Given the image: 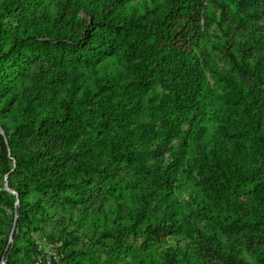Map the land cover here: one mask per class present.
I'll return each mask as SVG.
<instances>
[{"label":"trees","instance_id":"1","mask_svg":"<svg viewBox=\"0 0 264 264\" xmlns=\"http://www.w3.org/2000/svg\"><path fill=\"white\" fill-rule=\"evenodd\" d=\"M34 1L10 0V4L0 10V25L17 10L26 11L34 17L32 21H36L22 37L13 36L7 48L0 49V109L9 104L7 98L12 99L10 94L2 98L6 63L35 53L54 65L32 79L37 89L27 91L20 121L12 131L0 125L9 148L8 151L0 135L2 178L7 175L9 187L19 197L18 228L21 220L27 218V210H22L24 191L20 182H16L20 175L24 186L41 190L45 196L47 189L50 193L54 189L65 193L74 183L69 182L70 179L81 173L107 172L113 163L115 167L126 166L141 177L155 174L153 194L157 188L173 186L182 160L175 156L163 169L150 170L144 157L158 150L149 149V144L156 138L161 139L160 143H169L190 133L197 146L204 190L217 191L219 187L258 180L253 189L255 214L245 224L250 235L264 240V132L258 126L259 114L252 105L251 92L244 93L241 84L226 91L228 114L218 133L206 131L203 116L195 120L192 116L201 110L200 94L205 82V73L195 53L206 21L205 0H144L142 10L134 6L128 8L129 0H55L52 11L31 6ZM83 7L87 9L86 14L80 16ZM89 19L92 22L89 23ZM110 55L116 57L115 62L108 61L106 57ZM242 56V69L249 76L264 81L263 65L259 61H246L245 52ZM82 63L93 67V87H84L87 89L78 95L71 84L65 91L62 115L40 117L38 111L49 107L59 95L58 79H65L63 68L73 69L67 77L72 83L74 78L81 79L76 65ZM157 88L161 91L148 95ZM236 99L245 102L242 108ZM34 121H38L39 131L48 129L54 137L63 140L90 129V137L82 148L84 152L90 149V156L84 161H74L69 160L67 150H58L53 145L31 150L28 144L15 141ZM155 127L156 132H152ZM249 141L257 162L255 167L245 161ZM7 156L15 161V167L6 162ZM0 192L13 194L4 188H0ZM75 193L74 196L78 195L83 201L82 193ZM42 203L43 199L37 204L38 210ZM13 206L14 203L12 209ZM145 216L146 209L141 208L133 219V226ZM174 230L172 222L159 220L146 227L145 234L162 243ZM12 243L7 241L0 252V264L3 258L9 264L16 252ZM236 246L231 242L224 251L230 263L247 264ZM32 248L34 255L30 264L38 253L34 244ZM247 253L253 254L256 264H264L263 253Z\"/></svg>","mask_w":264,"mask_h":264},{"label":"rangeland","instance_id":"2","mask_svg":"<svg viewBox=\"0 0 264 264\" xmlns=\"http://www.w3.org/2000/svg\"><path fill=\"white\" fill-rule=\"evenodd\" d=\"M54 1L35 0L31 6L52 11ZM143 1L129 0L128 8L134 6L142 10ZM9 4L10 0H0V10ZM86 10L83 7L79 15L85 16ZM33 18L26 11L18 10L6 17L0 25V49H6L13 36L20 38L28 32L31 23L36 22L32 21ZM205 20L195 47L205 73L200 94L202 107L192 114L193 119L203 116L206 131L218 133L228 114L226 91L241 84L244 93L252 94V105L259 114L258 126L264 132V81L249 76L242 69V52L246 53V61H259L264 67V0H205ZM106 58L116 60L113 55ZM53 66L35 53L24 54L4 65L2 98L10 94L12 99L7 98L9 104L0 109V125L12 131L20 121L27 91L37 89L32 79ZM76 66V71L82 74L81 79L74 78L71 83L67 77L71 76L73 69L64 67L65 79H58L61 85L59 95L49 107L38 111L40 117L62 115L65 91L71 84L78 95L87 89L84 87H93V67L86 63ZM158 91L161 88L151 90L148 95H155ZM236 100L242 108L245 102ZM29 126L15 137V141L28 144L31 150H43L53 145L58 150H67L69 160L84 161L90 156V149L82 150L90 137V129L63 140L54 137L48 129L39 131L38 121ZM156 130L155 127L151 131ZM160 142V138L153 139L149 149L158 152L144 157L150 170L163 169L175 156L181 157L182 165L173 186L170 189L157 188L153 194L151 188H156L155 174L141 177L132 169L115 167L113 163L107 172L81 173L70 179L69 182L74 183L65 193L56 189L50 193L47 189L45 196L41 190L24 186L20 175L16 182H20L24 191L22 210H27V218L21 220L19 228L15 226L13 242L16 252L9 264H30L34 255L33 244L36 248L46 249L47 244L55 242V252L63 264H232L224 253L231 242L237 245L238 252L241 250L245 263L256 264L253 254L247 251L264 254V240L250 235L245 223L255 214L253 189L258 180L206 191L201 187L203 171L198 166L197 146L191 134L186 133L183 139L169 143ZM249 142L245 161L255 167L257 162L253 157L252 142ZM1 161L0 188H3ZM6 162L15 167V161L9 156ZM75 192L82 193L83 201L78 195L74 196ZM16 198L19 200L18 195L14 197L0 192V252L9 239L11 205ZM41 199L42 207L38 210ZM141 208L146 209V216L134 227L133 219ZM159 220L172 222L175 226L174 232L162 243L147 238L145 234L146 227Z\"/></svg>","mask_w":264,"mask_h":264},{"label":"built area","instance_id":"3","mask_svg":"<svg viewBox=\"0 0 264 264\" xmlns=\"http://www.w3.org/2000/svg\"><path fill=\"white\" fill-rule=\"evenodd\" d=\"M54 245H57L56 242L47 244L46 249L37 247L38 253L31 264H63L55 252Z\"/></svg>","mask_w":264,"mask_h":264},{"label":"water","instance_id":"4","mask_svg":"<svg viewBox=\"0 0 264 264\" xmlns=\"http://www.w3.org/2000/svg\"><path fill=\"white\" fill-rule=\"evenodd\" d=\"M0 135L1 137L4 139L6 145H7V137L4 133V130L1 128L0 126ZM7 150L9 151V148H8V145H7ZM3 188L10 192V193H13L15 194V196L17 197V193L11 189L8 185V181H7V175H5L4 177V180H3ZM19 203H18V199L16 198L15 202H14V206H13V214H12V224H11V232L9 234V242H12L13 241V233H14V229H15V226H16V221H17V218L19 216Z\"/></svg>","mask_w":264,"mask_h":264},{"label":"bare ground","instance_id":"5","mask_svg":"<svg viewBox=\"0 0 264 264\" xmlns=\"http://www.w3.org/2000/svg\"><path fill=\"white\" fill-rule=\"evenodd\" d=\"M9 243H11V242H9ZM1 264H8V263H7V260L3 258Z\"/></svg>","mask_w":264,"mask_h":264}]
</instances>
